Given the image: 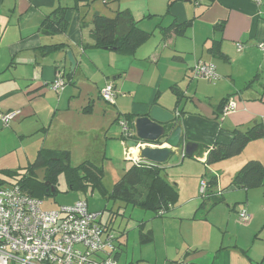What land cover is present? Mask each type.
Wrapping results in <instances>:
<instances>
[{"label":"crops","instance_id":"0c3cea01","mask_svg":"<svg viewBox=\"0 0 264 264\" xmlns=\"http://www.w3.org/2000/svg\"><path fill=\"white\" fill-rule=\"evenodd\" d=\"M205 2L198 6L199 8L189 0H162L160 6L153 3L155 9L147 0H141L135 6L122 0L107 5L110 8L115 7L109 17H113L117 10H129L135 20L139 21L141 29L152 34L156 28L159 29L161 37L159 46L163 45L165 48L162 51L157 44L159 50L147 56L149 47L142 45L131 57H116L113 54L117 51L85 48L93 42L89 28L82 27L81 20L88 23L94 14L99 12L91 15L89 11L82 13V10H69L68 32L65 35L46 36L40 30L41 22L60 6V0H0V112H19L10 121L8 125L10 129L3 127L0 121V157L8 153L11 156L12 151L22 147L24 151L21 156L18 154L16 160L23 161L26 158L28 161H34L42 147L37 149L31 160L33 147L25 146L24 139L36 131H41L46 141L54 139L50 134H54L52 129L56 125L59 106L51 107L54 112L44 121L41 112L35 106L40 104L38 102L40 98L47 97L59 71L63 73V79L66 80L68 87L74 88L67 97L69 103L73 101L77 90L82 88L85 81L90 82L91 73L96 77L102 75L103 79H106L101 88L98 86L99 98L101 89L106 84L113 83L117 92L118 111L113 123L119 114L122 116L134 114L137 118L148 113L154 106L174 113L177 120L182 122L183 144L198 145L192 159L203 163L204 166L210 150L215 145L231 143L234 130H246L255 122H262L264 125V80L259 83L260 88L256 87L254 95H248L246 98L242 94L243 88L235 90L237 87L246 86L252 75L264 72V51L259 48L264 44V0L260 3L255 0H205ZM64 3L69 7L74 5L70 4L69 0ZM154 17L157 20L153 29L144 25L146 20ZM191 20L192 27L185 36L177 35L173 30L163 36L158 28V24L168 27L173 23L180 24ZM215 42L220 43L223 57L211 51ZM60 43L65 44L67 48L47 54H44L41 48ZM239 46H242L240 51ZM68 52L72 53L76 61L74 71H71ZM108 56L111 57L108 59L111 63L103 65L102 61ZM162 59L167 73L160 70ZM143 60L150 61L152 66L143 67ZM198 62L212 63L216 66V71L220 73L218 79L225 82L227 91L221 97L215 94L217 88H221L218 85L211 87L214 91L205 94V100L197 98V92L194 96H189V84L186 87L182 86L187 77L192 80L193 77L189 76V73L191 75L192 67ZM239 67L243 69L242 72L238 70ZM148 70L149 73H153L152 76L148 74ZM169 71L172 72L171 75ZM112 76V81H109ZM174 86H179L187 96L179 109L176 106V95L172 90ZM230 95H239L238 109L220 120L222 114L219 106L221 101ZM50 101L60 103L59 99L56 101L53 98ZM83 101L82 114H84L82 110L93 102V99H89L88 103L86 99ZM43 102L46 103V100ZM49 110L52 111L50 108ZM66 110L70 115L77 112H72L69 105ZM28 118L32 119L30 127L26 128L22 124ZM31 128L34 132L30 131ZM42 135L35 143L44 141ZM113 137L121 140V134L118 136L114 133ZM135 137L136 134L134 139ZM13 138L16 141L15 146L11 144ZM67 142L69 138L65 132L53 140L52 144L44 142L41 145L45 146L43 148L70 151L72 161V151ZM257 142L262 143L253 145ZM37 146L38 144L36 148ZM131 153L134 156L138 154L135 149H131ZM232 158V161L227 163L229 165H225L230 177L228 185L224 188L217 189L219 172L201 173V182L204 179L208 180L209 174L217 177V184L212 190L223 193V202L214 206V200L203 197L201 191L199 198L202 200L190 213L182 212L183 216H174L176 204L169 205L170 211L166 216L168 215L167 218L171 221L163 224L164 242L159 245L155 242L154 230L147 228L145 223L140 224L144 232H151L152 235L149 242L142 243L139 239L140 244L154 243L156 252L150 256L144 251L140 252L139 255L136 254L137 258L133 256L130 264H264V185L249 190L229 187L247 160L256 159L264 163V139L250 142L240 155ZM5 161L12 159L6 157ZM170 164H167V168ZM167 179L175 186L179 196V187ZM195 190L198 192L197 184ZM227 190H242L245 198L240 193L232 203L227 202ZM195 197L192 195L191 199ZM225 204L226 207L223 206ZM243 210L251 216L247 224L239 222V213ZM176 219L179 223L172 221ZM125 244L118 236L116 241V245L119 246L116 255L118 264L121 254L125 251ZM128 263L129 254L126 253L125 264Z\"/></svg>","mask_w":264,"mask_h":264},{"label":"rangeland","instance_id":"374dc122","mask_svg":"<svg viewBox=\"0 0 264 264\" xmlns=\"http://www.w3.org/2000/svg\"><path fill=\"white\" fill-rule=\"evenodd\" d=\"M122 1H125V3L131 6H135L137 5V2H140L141 0ZM147 1H149L155 9V4L160 6V1L162 0ZM69 3L73 4L74 0H69ZM193 5H195L197 8H199L198 6H201L194 3ZM113 8L115 7H107V5L104 3V0H95L90 3V6H82L80 9L82 10V13L89 11V14L92 15L94 14V12H99V14L108 16L109 14L111 15L113 13L111 11L113 10ZM156 20L157 19L155 17L151 20H146L144 22V25H146L150 29H153V27H155ZM164 23V25H166V21H164ZM155 30L156 31L153 36L143 45L146 48L149 47L146 53L147 56L155 53L157 49L159 50V48L156 46L157 44L159 46L161 37L159 34V29L156 28ZM159 47L162 51L165 49L163 45H160ZM198 51L200 52V48L198 49ZM113 55H116V57H131V55L118 52H114ZM108 59H111V57L108 56L105 60H103V65L105 63L106 65H109L111 63V61H108ZM151 66L152 63L150 61L143 62V67L148 68ZM160 70L167 73L164 59H162V62L160 63ZM238 70L242 72L243 69L239 67ZM168 73L171 75L172 72L169 71ZM148 74L152 76L153 73H149L148 70ZM219 74V71H217L218 77ZM189 76L193 77L192 80L187 77L186 81L182 85L183 87H186L187 84H189V96H194V93L197 92V98H202L203 100H205V94H207L208 92H213L214 89H212L211 87L215 85L221 86V88H217V91L215 93L217 97H221L225 92H227L225 82L221 81L218 78L213 82H209L205 79L197 80L194 76L190 75V73ZM256 76L252 75V78H250L245 84L247 85L248 83H250V81H252L253 85L251 87L245 88V86H240L235 90H238V88H243L242 94L245 98L248 95H254L253 92L257 89L256 87H259V83L263 82L264 80V72H261L260 75H258V78H256ZM90 77V82L85 81V84H83L82 88L80 90H77V93L75 97H73V101H71V103L68 102L67 97L74 91V88H69L67 84L64 86L63 90H56L54 86H52L49 90V93L47 94V97L40 98L41 100L38 101L40 104L35 107L38 111L41 112L43 121L49 119L54 112L51 107L56 105L60 108V110L57 112L56 125L52 129L54 134H50V137H53L54 139L46 141V139H44L45 136L42 135L41 131H36V133H33L32 135L24 139V145L27 147H33L31 154V160H33L34 154L36 153L37 149L40 147H45L41 145L42 143L45 142V144H52L53 140H56L59 136L63 135L66 132V135L69 138V142H67V144H69L68 146L72 151V165L78 166L79 164L85 162L84 160L86 159L93 160L92 162L104 168L103 184L108 190H112L113 186L123 177L125 171L130 168L132 161L128 160L126 155L127 152H129L130 154L132 153L131 150L127 147L125 141L113 139L114 133H116L118 136L121 134V127L119 123H113L118 113L116 99L113 103H108L104 99L99 98L98 86L101 88L105 84L106 79H103L102 75L96 77L92 75V73L90 74ZM112 79L113 76L109 81H112ZM64 81L66 82L65 79ZM53 98L56 101L59 99L60 103L50 101ZM84 99L87 100L86 103H88L89 99H93L94 111L92 112V114L84 115L81 113ZM239 99V95L233 96L232 98V100L237 103V109L238 103L240 102ZM43 100H46L47 104L44 103ZM193 104L195 105V103ZM67 105H69L72 112H77L70 115L66 110ZM49 108L52 111H50ZM232 113H229L227 115L229 116ZM224 118L225 116L221 115L220 120H223ZM31 119L32 118H28V120L24 121L22 125L26 128L28 126L30 127ZM123 119L125 118L122 117L121 120ZM1 123L3 127L10 129V126H5L2 121ZM32 130L34 129L31 128L30 131L34 132ZM40 135L43 136L42 139L44 141H40L41 143H35L36 139H38ZM259 143L262 142H257L253 145H258ZM11 144L12 146H15L16 141L14 138L11 140ZM36 144H38L37 148ZM116 146H118V148H116ZM22 151H24V149L20 147L15 151H12L11 156H9L10 154L8 153L6 156L0 157V168L17 170L27 166L30 162H34L28 161L26 158L23 161H17L16 158L18 154L19 156H21ZM6 157L12 159V161H5ZM232 159L233 158L213 163L209 166H204L203 163L193 160L192 158L185 157L183 159L180 153L173 159H169L171 164L164 172V176L166 178H169L174 184L179 187L180 194L177 198V201L175 202L176 207L175 210H173L174 216H183L181 215L182 212L190 213L194 211L195 208H197V206L200 204L202 200L201 197L199 198L201 194L200 187L202 180V171H206L208 173L219 172V182L217 189L226 187L229 183L230 175L227 173V168H225V165H229L227 163H229L228 161H232ZM196 184L198 185V192H195ZM58 189L59 190H57V194L55 197L43 198V210H56L59 209L60 206L71 205L79 200L84 199L87 200L89 207L92 210L103 211V221L110 222L114 236H119L122 241L126 243L124 248L125 251L121 254L119 264H125L126 253L129 254L128 264H130L133 256L137 258L136 254L139 255L140 252L144 251L145 253H148L149 256L153 255L156 252L154 243L147 245L140 244L139 225L142 223H145L147 228H151L154 230L156 235L155 242L157 243V245L164 242L163 224L165 222L171 221L170 218H167L169 217L168 215L166 216V218L157 217L152 211L146 210L139 206L134 207L132 205H126L121 201H107L103 198V195L97 189L93 192L91 191V188L87 189L86 191H72L66 183L64 174H61L59 177ZM240 193L241 195H243V198H245V194L244 192H242V190H227L226 201L232 203L233 200L236 199V195H239ZM192 195L196 196L193 200L191 199ZM223 206L226 207L227 205L225 204ZM238 207H241V205H238ZM172 221H175V223H179L178 219Z\"/></svg>","mask_w":264,"mask_h":264},{"label":"trees","instance_id":"16d2710c","mask_svg":"<svg viewBox=\"0 0 264 264\" xmlns=\"http://www.w3.org/2000/svg\"><path fill=\"white\" fill-rule=\"evenodd\" d=\"M64 1L67 0H60V6L48 14L41 22L40 30L42 34L46 36L65 35L69 29L67 12L69 10H81L80 8L82 6H89L90 3L95 0H74V5L72 7L67 6ZM189 1L193 3V1ZM118 2L119 0H104L106 5ZM81 22L82 27L89 28L90 37L93 42L92 45H86L85 48L108 50L115 48L118 53L133 56L153 35L152 32L140 28L139 21L135 20L129 10H117L113 17L96 13L90 22L87 23L83 19ZM192 22L191 20L180 24L173 23L168 27L158 24V28H160V32L163 36L167 35V33L172 30L177 35L185 36L192 27ZM215 43L211 51L215 55L223 57L224 54L220 49V43ZM41 48L44 50V54H47L52 51L65 50L67 46L60 43L42 46ZM198 63L191 69V75L194 77V69ZM256 78H258V75ZM196 79L198 80L201 78ZM64 83L66 85V82ZM252 85L253 83L250 81L245 88L251 87ZM103 89L100 91L101 99H104L101 93ZM172 90L176 95V106L179 109L187 96H185L184 91L180 89L179 86L172 87ZM232 98L233 95H230L221 101L219 106L221 114L225 105ZM93 108V102H90L82 111L84 114H92ZM122 117L125 118L123 120L127 121L130 127L135 128L134 121L136 120V115L125 114L122 116V114H119L116 122L119 123ZM262 138L264 139V125L262 122H255L246 130L236 129L233 131V139L229 145H215L213 149L210 150L205 166L238 156L250 142ZM121 140H125L122 135ZM178 154V152L173 153L169 159H173ZM144 161L145 160H143L140 165L132 163L130 168L125 171L123 177L113 186L112 190H108L103 184L104 168L102 166L100 167L92 161H85L78 166H73L71 163L70 151L42 147L38 150L34 162H30L27 166L17 170L9 168L0 169V188L7 186V184L19 186L26 194H29V196L44 201V197L56 196L57 190H59V177L61 174H64L66 183L72 191H86L91 188L93 192L97 189L107 201H121L126 205H132L134 207L139 206L146 210H150L158 217H166V214L170 211L169 205L175 204L178 198V191L175 186L164 176L167 164L171 162L168 160L166 163L155 164ZM40 169L45 170V182H49L51 185L50 187H48L45 182H41L36 176V171ZM207 178L209 179H204L206 181V187L202 194L203 197L211 201L214 200L213 205L215 206L223 202V193L212 190L217 184L216 176L209 174ZM263 185L264 163L260 160L253 159L247 161L241 167L229 187L249 190L259 188ZM51 187H54L56 191L52 192ZM202 206H204V204ZM162 210L165 211L163 214L161 213ZM241 212L239 213V222ZM103 223L112 230L110 222L103 221ZM139 232L142 243L149 242L152 239L151 232H144L142 225H140ZM118 247L119 246H117L116 255L118 254Z\"/></svg>","mask_w":264,"mask_h":264},{"label":"built area","instance_id":"2783aa9c","mask_svg":"<svg viewBox=\"0 0 264 264\" xmlns=\"http://www.w3.org/2000/svg\"><path fill=\"white\" fill-rule=\"evenodd\" d=\"M202 5L205 0H191ZM260 3V0H255ZM264 51V44L260 45ZM242 46L238 47L240 51ZM196 78L214 81L218 78L216 66L199 62L195 69ZM63 73L58 72L54 82L56 90H63ZM104 100L113 103L116 91L113 83L102 90ZM237 103L232 99L225 105L222 115L236 111ZM19 114L18 111L0 112L5 126ZM121 135L127 141L135 140V128L125 120L119 122ZM138 154L126 155L133 164L140 165ZM131 150V149H130ZM145 162V161H144ZM206 181L201 182L204 192ZM44 201L26 194L19 186L7 185L0 188V264H118L116 241L113 231L103 223V212L92 211L87 200L60 206L56 210H43ZM165 211L162 210L163 214ZM251 216L242 211L240 222L248 223Z\"/></svg>","mask_w":264,"mask_h":264},{"label":"water","instance_id":"95a60500","mask_svg":"<svg viewBox=\"0 0 264 264\" xmlns=\"http://www.w3.org/2000/svg\"><path fill=\"white\" fill-rule=\"evenodd\" d=\"M116 51V49H112ZM68 58L72 65L71 71L76 67V61L71 52ZM136 137L133 141H127V147L137 149L141 143L147 146L140 150V158L146 162L162 164L168 162L173 153L183 150V158H192L198 149L195 143L183 144L182 122L177 120L176 115L166 111L160 106H154L148 113L138 116L134 121ZM160 143V144H158ZM156 145V146H155ZM36 176L41 182H45V170L36 171ZM45 184L50 187L49 182ZM51 191H56L51 187Z\"/></svg>","mask_w":264,"mask_h":264},{"label":"flooded vegetation","instance_id":"af4514ba","mask_svg":"<svg viewBox=\"0 0 264 264\" xmlns=\"http://www.w3.org/2000/svg\"><path fill=\"white\" fill-rule=\"evenodd\" d=\"M145 144H146V143H145ZM180 152H181V154H182V156H183V155H184V154H183V150H180Z\"/></svg>","mask_w":264,"mask_h":264}]
</instances>
